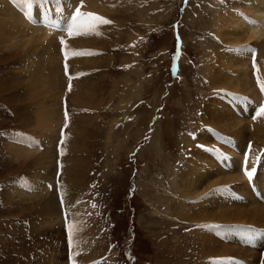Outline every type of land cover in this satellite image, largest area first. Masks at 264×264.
Returning a JSON list of instances; mask_svg holds the SVG:
<instances>
[{"label": "rangeland", "instance_id": "rangeland-1", "mask_svg": "<svg viewBox=\"0 0 264 264\" xmlns=\"http://www.w3.org/2000/svg\"><path fill=\"white\" fill-rule=\"evenodd\" d=\"M10 1L0 0V7ZM41 1L45 8L52 5L66 13L60 4L67 5V0H24ZM69 1L75 3L70 16L80 7L81 12L99 19L85 17L82 23L91 25L88 30L95 37L80 51L81 57L88 58L86 69L79 62L68 64L65 50L70 40L88 32L77 36V31H66L54 37V50L62 54L56 63L61 65V78L48 76L51 58L43 56L39 41L34 43L37 52L32 62L24 67L20 61L29 51L20 42V30L0 17V264H74L85 253L88 264H201L198 217L188 222L179 215L174 220L166 207L184 200L178 184L191 158L196 160L194 150L213 153L217 168L236 175L241 174L239 162L225 157L235 152L244 156L249 145L255 147L253 141L259 142L253 133L257 123H264V114L252 111L250 104L244 118L239 110L250 99L259 103L256 108L264 106V41L251 54L252 43L221 40L214 24L216 16L226 15L234 6L244 7L250 0ZM253 2L260 8L264 5V0ZM13 31L18 35L16 47H12L17 43ZM31 31L35 37L37 31ZM241 50L249 51L245 69L252 90H233L221 83L218 57ZM55 51L52 59H56ZM230 59L229 55L225 64ZM78 85L87 90L83 102L73 97ZM46 103L55 109L57 122L48 131H37ZM220 105L229 109L231 115H227L240 116L247 124L245 134L237 132L243 138L232 137L211 122L213 110H221ZM249 112L254 116H247ZM24 133L30 148L21 143ZM207 135L209 143H202ZM259 147L263 149L264 144ZM45 156L49 161L43 159L40 169L35 163ZM45 175L50 176L49 185ZM236 182L239 188L243 186L237 190L244 191L243 199L230 195V201L248 204V188ZM35 183L38 191L30 192L33 189L28 186ZM219 188L213 185L204 198ZM228 196L226 190L219 191L209 209L218 210ZM238 225L234 235L225 232V241L234 239L250 252L256 245L261 255L256 264L264 263V251L259 248L264 237L254 236L251 241L257 227H249L245 234L246 227ZM80 228L90 245L84 240L74 242V233L67 239L69 230L77 234Z\"/></svg>", "mask_w": 264, "mask_h": 264}, {"label": "bare ground", "instance_id": "bare-ground-1", "mask_svg": "<svg viewBox=\"0 0 264 264\" xmlns=\"http://www.w3.org/2000/svg\"><path fill=\"white\" fill-rule=\"evenodd\" d=\"M20 1L24 2V0H15V3H17V5H19L18 8L22 11H19V9L18 10L15 9L16 4L13 3L14 0H11L8 3H5L4 5H2V7H0V9L3 10V11H0L3 13V17L1 15L2 13L0 14L1 19L5 22L6 21L9 22L10 24L13 23L14 24V25H12L13 29H16V30L19 29L20 30L19 34L21 35L20 37L22 38L20 40V42L22 43V46L27 51H29V55L26 57L24 56L20 62H22V64H24V67L26 64L30 63V61H31L30 58H32V55L36 54V52H37V48H35L34 43L39 41L41 46H44V49H40V51L45 50V53L43 52L44 53L43 56H45L47 58H51V60H52V61L50 59H49V61L47 60V64L49 66L48 67L49 68L48 76H50V78L51 77L56 78V75H59L61 78L62 68H61L60 64L57 66L56 63H57V60H58V62L61 61L62 54H60L58 52V50L57 51L54 50V45L57 44L56 38H54V37L55 36H62L64 34V32H66V29L69 27V25L64 24V19L66 21L69 20V22L71 24V19H70L71 16L69 15L68 12L70 11V9H73V7L75 6V3L73 1L67 0L66 1L67 5L60 4V7L64 6L65 10H66L65 11L66 13H61L59 8L56 9V7H54L52 5H50V6L53 8L49 7L50 11L46 12V9L48 10V8L44 7L42 1L40 3L36 2V4H34L35 2L32 4L30 2H28V3L26 2L27 3L26 4L24 2L25 3L24 5L20 4ZM25 5H26V7H25ZM22 7H25L26 10L23 11ZM38 10H41L40 14L38 13L39 12ZM63 11H64V9H63ZM43 13H44V15L42 16ZM26 18L29 20L26 21ZM37 20H39V21L36 23ZM34 22H35L36 26L33 24ZM214 24H215V32L221 40H227V38H232L231 40L234 42H239L241 40L245 41V43L250 42V43H252V46H254L251 49L250 53L254 54V53L258 52L257 48H259L263 44V41H264V5H262V7L260 8L256 5V3L253 2V0H250V1H248V3L244 7L234 6V8H232V11H230V12L228 11L226 13V15L216 16V18L214 20ZM90 26L91 25H89V23L86 26L81 25L80 30L85 29V28H87V29H85L84 31H81V33H79L80 30L77 31V36H81L87 32H88V34H86L83 38H81L79 40H70V43L68 44L67 49L65 50V52H68L67 54H65V57H67L66 62L68 64H75V63L79 62L82 69L87 68L86 64H88V58L87 57H81L82 53L80 51L83 48L85 49L87 44L92 42V37H94V36L90 35V31L88 30L90 28ZM8 30H9V28H8ZM31 30L37 31V35L35 37L31 36V33H32ZM75 32L76 31H72L69 33L75 34ZM15 34H16V31H13L12 38L15 39V42H17V43L15 45H12V47H16L19 43L18 42V35L17 34L15 35ZM3 36H5V35H3ZM7 37H9V36H7ZM8 41H9V39H8ZM6 43H8V42H6ZM50 44H51V46H53V49L50 46ZM73 48H76L77 50L73 52ZM38 51H39V49H38ZM53 51H55L57 53L55 56L56 59H52V57H51L52 56L51 54L53 53ZM75 53H77V54H75ZM248 53H249V51L248 52H242V50H241V51H238L234 55L229 54L231 59H230V61H227L226 64H225V61H226V58L229 57V55H226L227 53H225V54L221 53L220 54V56L218 57V61H219L218 64H219L220 69H221L220 79L222 80V82H221L222 85L230 87L233 90H240V91L252 90L251 79L247 74V69H245V64H246L247 60L249 59ZM39 58H41V57H39ZM80 66H79V68H80ZM229 68L231 70L228 72ZM239 71H240V73H239ZM263 71H264V69H263ZM216 77H218V76H216ZM43 80L45 81V83H47L46 77H44ZM61 81H62V79H61ZM61 81H59V82H61ZM78 83L76 82L75 84H78ZM48 84L50 85L49 82H48ZM59 85H61V84H59ZM66 88H68V87H66ZM60 89H61V87H60ZM85 91H87L85 86L83 87V89L79 85L75 86V89L73 90V97H74L75 101L81 100L83 102L84 98H86L85 97V94H86ZM60 94H62V93H60ZM262 94H263V98H264V93H262ZM42 105H44V107L42 108V110H40L41 112L38 116L40 123L37 121V123H39L37 131H48V128L52 125V123L57 122L56 121L57 114L55 112V109L52 107H49V105L47 103L42 104ZM220 108H221V110H218L217 112L215 110H213V116L210 117L212 120L211 122L215 125H218L221 128L220 130L231 133L232 137H234V136L242 137V136L238 135L237 132L239 131L241 134H245V131L247 129V126H246L247 124L244 125L245 122H243V120H242V117L244 118L245 112H244V115H241L242 117H240V116H238V117L237 116H229V115H227V112L229 111L228 108H224L223 105H220ZM236 108H238V106ZM239 112H240V114H242L241 113L242 110H239ZM228 113L231 115L230 112H228ZM209 136L210 135L205 136L203 138L202 143L208 144L209 141H207V140H209L211 138V137L209 138ZM253 136L256 139H258L259 142L253 141L255 147L251 146V148L250 147L248 148V155L249 156L247 155V157H249L248 159L250 160V162L253 160L254 157H256L258 155L259 151L261 152L264 150V148L260 149V147H259V146L264 144V123H257L255 125V131L253 133ZM232 137H231V139H232ZM236 139H238V138H236ZM239 141H240V139H239ZM245 141H248V140H245ZM238 143L241 144V142H238ZM214 145H215V143H214ZM216 146H215V148L214 147L213 148L216 149ZM74 155H75V153H74ZM231 155L234 156V162H239V165L242 168V162H243L242 157L244 158V156H240V154H238L237 152H235V154L232 153ZM194 156H195L196 160L193 158H191V161L189 160L190 163H188V165L185 169V172H187V173L183 174V172H182L183 175H182V177L180 176L181 182L179 181L180 184L177 183L180 187V189H179L180 190L179 192L181 194L180 198H182L184 200H182V202H180L181 204H178L176 206H175V204L170 203V205H167V207H166V208H168L171 217H173V219L176 220L179 218V215H181L182 219H184V220L186 219L188 222L190 221V220H188L189 218L193 219L196 216L198 217L197 220H199V222L196 223L198 226V228H197V233H198L197 234L198 235V237H197L198 238L197 252L198 253L197 254L200 255L199 261L201 264H241L242 260H248L251 262V264H256L257 260L261 256V255H258L260 250L256 249V245H255V247H251V249H254V252L246 251L243 247L241 249L239 246H237L238 244L236 245V241L234 239H232L233 240L232 243H227L224 239L225 238L224 236H225L226 231H228L229 236H232L235 234L234 227H237V226H234L233 224H242L246 228L248 226H250L252 228H254L256 226L257 229H259V227H261L260 225L264 226V204L260 203L259 201H257V199L253 198L251 196V194H249V196H248V202L249 203L248 204L246 203L249 206H246L245 203L238 205L235 202L236 200L234 202L230 201V199L233 197H231L229 195L225 199V205L221 206L218 210L209 209L211 206H213L216 203L217 199H215V196L219 193V191H213L212 193L209 192V194H207L208 196L205 198H204L203 193L206 190L208 191V189H210L213 185H218V184L220 185L221 183H224V185H229V184H231V181H233V182L242 181L244 184V187L246 189L248 188L247 191H249V184L246 180V177L243 176V174H242L243 173L242 169H241V174L237 173L236 175H228L225 173L227 170L223 172L219 168H217L216 167L217 166L216 161H218V158H217V156H214L213 153L212 154L207 153V154L203 155L202 151H200L199 149H196V150H194ZM211 156L213 157L212 160L210 159ZM43 159L45 161H49V159L45 156L44 158L41 157L40 160H37L35 163L38 167H40V169L42 167ZM203 161H205V162H203ZM208 162H210V163H208ZM220 165H222V164H220ZM71 169H73V167ZM73 170H70V171L72 172ZM263 172H264V170H263ZM44 177L48 181L47 183H49L51 180L50 176L45 175ZM74 177H75V175H74ZM258 180L259 179H257L256 175L251 177V181H253V182H258ZM263 183L264 182H262V184ZM44 185H45V182H44ZM73 185L74 184H72V186ZM178 185H175V186L178 187ZM259 185H260V183L259 184L257 183V185H255V187L258 191H261L264 188V186L261 187ZM72 186L69 189L75 190V187H72ZM241 187H243V186H241ZM28 188H29V190L33 189V190H30V192H33V191L37 190V185H36V183L29 185ZM44 188H45V186H44ZM240 192H242V191H240ZM263 194H264V192H263ZM193 200H196L195 201L196 203L192 202L194 204H191L187 207L186 206L188 204L187 202L193 201ZM171 205L173 206V208ZM191 207H193V210H194L193 214H191L189 212ZM191 222H194V220H192ZM82 224H84V223H82ZM205 225H212L215 227L207 228V227H204ZM214 228H216V230H213ZM82 232H83L82 228H80L78 230L77 234L73 231L74 242H76L77 244L83 243L85 241L84 238L86 235L84 233L82 234ZM254 236H256V238H258V235H253L252 238H254ZM249 239L251 241H253V239H251V238H249ZM175 244L176 243H174L173 246ZM87 245H90L89 241H88ZM87 249H89V248H87ZM80 250L81 249H79V252H80ZM84 250L86 251V248ZM92 253H93V250H90L89 254L91 257H92ZM244 258H246V259H244ZM88 259H89L88 254H86V253L80 254L74 264H88L87 263ZM261 264H264V263H261Z\"/></svg>", "mask_w": 264, "mask_h": 264}, {"label": "snow or ice", "instance_id": "snow-or-ice-1", "mask_svg": "<svg viewBox=\"0 0 264 264\" xmlns=\"http://www.w3.org/2000/svg\"><path fill=\"white\" fill-rule=\"evenodd\" d=\"M85 17L92 19V20H98L99 19L98 17H94L93 14H86V13L81 12L80 7H77L75 9V11L71 14V24L66 29V31H69V32L79 31L82 23L84 22ZM102 22L106 23L107 21H102ZM61 43H63V41H61ZM261 88H262V91H264V85H262ZM260 114H264V106H261L258 115H260ZM249 147H251V146L249 145ZM246 160H247V157H246ZM245 175L250 178L252 176V172L246 171ZM225 190L226 189H213V191H225ZM93 207H95V205H93ZM204 227L211 228V227H215V226L205 225ZM68 235H69V239L71 240L73 237V232L71 230H69Z\"/></svg>", "mask_w": 264, "mask_h": 264}]
</instances>
